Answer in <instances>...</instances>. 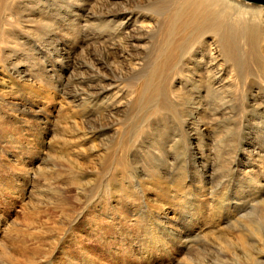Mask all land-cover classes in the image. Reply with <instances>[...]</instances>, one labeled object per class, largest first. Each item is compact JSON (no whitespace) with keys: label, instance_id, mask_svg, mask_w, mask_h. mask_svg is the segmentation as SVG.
Here are the masks:
<instances>
[{"label":"rangeland","instance_id":"obj_1","mask_svg":"<svg viewBox=\"0 0 264 264\" xmlns=\"http://www.w3.org/2000/svg\"><path fill=\"white\" fill-rule=\"evenodd\" d=\"M165 2L0 0V264H264V61L215 63L202 41L146 103ZM106 12L95 40L79 23ZM36 86L48 122L20 96ZM63 101L86 131L76 173L53 157Z\"/></svg>","mask_w":264,"mask_h":264},{"label":"bare ground","instance_id":"obj_2","mask_svg":"<svg viewBox=\"0 0 264 264\" xmlns=\"http://www.w3.org/2000/svg\"><path fill=\"white\" fill-rule=\"evenodd\" d=\"M168 2H165L164 10H169L168 13H166L167 18L165 20V25L161 29V31L165 32L166 40L165 42L157 46L156 49V59L155 61L151 62L152 65V71L150 74V79L148 78V85L147 89L145 88L143 96L138 97L141 98L146 103L148 102L149 96L158 95L161 92V86L159 85V79L163 75V71L166 70L167 67L170 68V65L176 61V59L181 55V53H184L186 55H193V51L199 50L198 47L195 44L202 43L204 46H202V49L207 47L205 50V54H203V58L209 57L210 61L216 62V59L213 58V52H218L219 54H222L227 61L232 62L233 64L242 63L245 61L244 53L248 48V50L252 51L250 54L255 57H260L262 60L260 62L264 61V5L258 6L257 5H248L245 3H242L238 0H165ZM246 1V0H245ZM172 2V3H171ZM6 3V2H5ZM171 3V4H170ZM252 3V2H251ZM3 4V3H2ZM1 4V5H2ZM170 4V5H169ZM255 4V3H253ZM166 5L168 7H166ZM7 6V5H6ZM166 7V8H165ZM163 8V7H162ZM106 13L101 14H94L92 15L93 18H87L85 21L79 23L80 25L84 24V28L86 30H89L90 33L95 35V40H104L105 38H109V18L107 19ZM109 16V15H108ZM77 19V16H76ZM80 19V18H79ZM82 21V20H81ZM90 21H93L92 23H89ZM152 21V19H151ZM157 26V25H156ZM121 28L123 31L127 30L125 28L124 23L120 22L117 24L116 29ZM157 28V27H156ZM79 30V29H78ZM76 31V30H75ZM160 31L161 35L163 36L162 32ZM88 32V31H86ZM117 32V31H116ZM118 32H121L119 30ZM91 34V35H92ZM83 35V34H82ZM81 35V36H82ZM211 37H210V36ZM210 37V42H206L207 37ZM113 37V36H112ZM114 38V37H113ZM159 38V37H158ZM91 39V38H90ZM163 40V37L160 38ZM93 40V39H92ZM108 40V39H107ZM106 40V41H107ZM121 41V40H120ZM104 42L102 41V44ZM131 44V43H130ZM201 46V44H200ZM155 48V47H154ZM194 49V50H193ZM208 49V50H207ZM243 49V50H241ZM199 53L200 50H199ZM110 54V53H109ZM216 54V53H215ZM111 56V55H110ZM60 55H58V58ZM107 58V57H106ZM183 58V56H182ZM181 58V59H182ZM217 58V57H216ZM108 59V58H107ZM180 60V59H179ZM183 60H185L183 58ZM218 60V59H217ZM178 61V60H177ZM209 61V62H210ZM226 61V62H227ZM57 62V61H56ZM257 62V61H255ZM213 64V63H211ZM175 65V64H174ZM180 65V63H179ZM218 65V64H217ZM95 67V66H94ZM173 67V66H172ZM233 67V65H232ZM175 68V66H174ZM214 68V67H213ZM94 69V68H93ZM171 69V68H170ZM212 69V68H211ZM221 69V68H220ZM182 70V69H181ZM208 70V69H207ZM170 71V70H169ZM217 71V70H216ZM170 73V72H169ZM167 73V74H169ZM183 73V72H181ZM217 73V72H216ZM184 74V73H183ZM206 74V73H205ZM222 75V74H221ZM183 76V75H182ZM209 76V75H207ZM218 76V75H217ZM220 76V74H219ZM165 77V75L163 76ZM166 78V77H165ZM212 78V77H211ZM214 78V77H213ZM96 79V78H95ZM98 79V78H97ZM210 79V78H209ZM208 79V81H209ZM99 80V79H98ZM164 80V79H163ZM218 80V79H217ZM147 81V80H146ZM211 81V80H210ZM161 82V81H160ZM94 83V82H92ZM162 84L164 82H161ZM145 85V84H144ZM165 85V83H164ZM167 85V84H166ZM165 85V87H166ZM138 86V85H137ZM14 87V86H13ZM144 87V86H143ZM146 87V86H145ZM142 88V87H141ZM167 88V87H166ZM169 88V87H168ZM41 88L36 86V89H28L25 93L21 94L23 98H25L26 101H29L30 98L35 99L36 97H40V100L44 101L43 104V111H45V122L49 121V117L46 116L49 110L45 107H48L50 103L54 100L55 94L52 93L50 96L48 91H52L51 89H46L43 91ZM144 89V88H143ZM139 90V89H138ZM17 92V91H16ZM137 92V91H136ZM142 90L140 91V94ZM56 93V92H55ZM81 93V92H80ZM173 92H171L172 94ZM45 94V95H43ZM165 94V93H164ZM170 94V93H169ZM76 95V94H75ZM81 95V94H80ZM163 95V94H162ZM172 97V96H170ZM28 98V99H27ZM63 98V97H62ZM93 98V97H92ZM168 98V97H166ZM39 99V98H38ZM151 99V98H150ZM140 100V99H137ZM89 100H87L88 102ZM165 101V100H164ZM32 102V101H29ZM64 105L61 104L62 110L67 108L69 104L65 101ZM94 101L90 100V103H93ZM58 103V102H57ZM60 103V102H59ZM173 103V101H172ZM23 104V103H22ZM164 104V103H163ZM169 104V103H167ZM158 106V105H156ZM168 106V105H167ZM174 106V105H172ZM81 107V106H80ZM108 107V106H107ZM70 109L72 107H69ZM68 108V109H69ZM105 108V107H103ZM167 108V107H165ZM68 109H65L67 112H65L66 115L61 116L59 113L56 119V122L61 125V131L58 132L57 138L60 140H63V148L62 150H56L55 153H53V157L56 158V161L63 162L62 164H70L68 167V173L70 171H73V173H76L81 169V166L78 164V154L75 155H68L67 148L69 144L74 145L75 143L80 144V140L86 136V131L83 127V121L76 115H72L71 111L69 112ZM82 109V108H81ZM107 109V108H106ZM158 109V108H157ZM27 110V109H26ZM61 110V111H62ZM72 110V109H71ZM75 110V108L73 109ZM72 110V111H73ZM80 110V109H79ZM161 110V108H160ZM162 110H164L162 108ZM59 111V110H58ZM107 111V110H106ZM167 111V109H166ZM29 111H27L28 113ZM98 112V111H97ZM96 112V113H97ZM156 113V112H155ZM154 113V114H155ZM30 114V113H29ZM85 114V113H84ZM158 114V111L157 113ZM166 114V113H165ZM31 115V114H30ZM83 115V114H82ZM164 115V114H163ZM38 116V115H37ZM52 116V115H51ZM54 116V115H53ZM165 117V116H164ZM30 118V117H29ZM42 119V118H41ZM60 119V120H59ZM85 119V118H84ZM163 119V118H162ZM43 122V120H42ZM197 124V123H196ZM172 125V124H171ZM196 126V125H195ZM86 129V128H85ZM55 133V131H54ZM52 134V133H50ZM150 134V133H149ZM155 135V134H154ZM53 136V135H52ZM92 136H90L91 138ZM53 138V137H52ZM89 138V137H88ZM89 138V139H90ZM188 138V137H187ZM16 142V139H13ZM51 140V139H50ZM86 141V140H85ZM181 141V140H180ZM61 144V145H62ZM163 144V143H162ZM60 145V144H59ZM76 145V144H75ZM173 145V144H172ZM219 145V144H218ZM71 146V145H70ZM79 146V145H77ZM155 146V145H154ZM162 146V145H161ZM50 147V146H49ZM54 147V146H53ZM52 147V149H53ZM157 147V146H156ZM56 148V147H55ZM54 148V149H55ZM79 148V147H78ZM61 149V148H60ZM164 149V148H163ZM38 150V149H37ZM50 150V149H49ZM78 150V149H77ZM129 150V149H128ZM2 151V150H1ZM51 151V150H50ZM131 151V150H130ZM169 151V150H168ZM181 151V150H180ZM36 152V151H35ZM40 152V151H39ZM123 152V151H122ZM185 152V151H184ZM77 153V152H76ZM132 153V152H131ZM154 153V152H153ZM67 154V155H66ZM98 154V153H97ZM46 155V154H45ZM52 155V154H51ZM66 155V156H65ZM121 155V154H120ZM127 155V154H126ZM125 155V156H126ZM167 155V154H166ZM111 156V155H110ZM52 157V158H53ZM123 157V156H122ZM104 158V157H103ZM43 159V158H42ZM106 159V158H104ZM127 159V157H126ZM129 159V158H128ZM120 160V159H119ZM162 160V159H161ZM45 161V160H44ZM121 161V160H120ZM176 161V160H175ZM234 161V160H233ZM49 162V161H48ZM47 162V163H48ZM124 162V161H123ZM126 162V161H125ZM162 162V161H161ZM166 162V161H165ZM168 162V161H167ZM155 165V164H154ZM164 165V164H163ZM30 166H34V164L27 165V168H21V171L24 172H31L32 169H28ZM262 166V165H261ZM39 166H37L36 171L42 169H38ZM232 168V167H231ZM117 169V168H116ZM150 169V168H149ZM35 170V169H33ZM114 170V169H113ZM262 170V169H261ZM84 171V170H83ZM234 171V170H233ZM46 172V171H45ZM126 172H128L126 170ZM39 173V172H37ZM120 173V172H118ZM34 174V173H33ZM114 174V173H113ZM152 174V173H151ZM47 175V174H46ZM88 175V174H87ZM109 175V174H108ZM112 175V174H111ZM154 175V173H153ZM156 175V174H155ZM162 175V174H161ZM160 175V176H161ZM92 176V175H91ZM152 176V175H151ZM159 176V174H158ZM134 177V176H133ZM156 177V176H155ZM53 180V179H52ZM93 180V179H92ZM124 180V179H123ZM149 180V179H148ZM252 180V179H251ZM125 181V180H124ZM157 181V180H156ZM254 181V180H253ZM259 181V180H258ZM121 182V181H120ZM154 182V181H153ZM167 182V181H166ZM212 183V182H211ZM162 184V183H160ZM165 184V183H164ZM82 185V184H80ZM150 185V184H149ZM156 185V184H155ZM91 186V185H90ZM142 186V185H141ZM160 186V185H159ZM73 187V186H72ZM163 187V186H162ZM182 187V186H181ZM67 188V187H66ZM125 188V187H124ZM148 188V187H147ZM170 188V187H169ZM179 187L174 188V192L180 190ZM261 188V187H260ZM173 189V188H172ZM164 190V189H162ZM122 191V189H121ZM153 191V190H152ZM170 191V190H169ZM83 192V191H82ZM164 192V191H163ZM162 194V193H159ZM180 193H178L179 195ZM222 194V193H221ZM158 195V194H157ZM169 195V194H168ZM172 195V194H171ZM181 201H184L186 196L185 194H182ZM160 197V196H159ZM158 198V197H157ZM162 199V198H161ZM164 199V198H163ZM174 197L171 198L173 200L172 205H174ZM217 199V198H216ZM256 199V198H255ZM259 199V198H258ZM179 200V199H178ZM219 200V199H218ZM257 200V199H256ZM155 201V200H154ZM216 201V200H215ZM261 202V201H260ZM163 202H161L162 204ZM156 206L161 204L158 203V200H156ZM256 204V203H255ZM168 205V204H167ZM162 208V207H161ZM216 208V207H215ZM164 209V208H162ZM161 209V210H162ZM252 210V209H251ZM217 211V210H216ZM258 211V210H257ZM256 211V212H257ZM254 211V213H256ZM260 212V211H259ZM257 212V213H259ZM176 213V212H175ZM262 213V212H261ZM171 215V214H170ZM232 215V214H231ZM245 216V215H244ZM238 217V216H237ZM174 217H172L173 219ZM244 218V217H243ZM264 221V217L262 218ZM235 220V218H234ZM172 221V220H171ZM236 221V220H235ZM242 221V220H241ZM220 222V221H219ZM220 225V224H219ZM247 229V228H246ZM253 229V228H252ZM255 229V228H254ZM250 230V229H249ZM250 236V235H249ZM246 237V236H245ZM218 239V238H217ZM220 239V238H219ZM254 239V238H253ZM246 240V239H244ZM242 238L239 240V245H242ZM262 242V241H261ZM215 243V242H214ZM231 243V242H230ZM238 243V242H237ZM247 243V242H245ZM243 241V245L245 244ZM260 243V241H259ZM217 244V243H216ZM232 244V243H231ZM25 245V244H24ZM214 245V244H213ZM246 245V244H245ZM261 245V243H260ZM263 246V245H262ZM250 247V246H249ZM247 247V248H249ZM217 248V247H216ZM245 248V247H244ZM218 249L222 250L221 247ZM228 249V247H227ZM237 249V248H236ZM239 249V248H238ZM250 249V248H249ZM259 249V248H258ZM247 250V249H246ZM250 251V250H249ZM261 251V250H260ZM226 252V251H225ZM229 252V251H227ZM233 253V252H232ZM237 253V252H236ZM250 253V252H249ZM226 254V253H225ZM241 254V253H240ZM248 254V253H247ZM217 255V253H216ZM228 255V254H227ZM231 255V253H230ZM246 255V254H245ZM250 255V254H249ZM259 255V254H258ZM239 256V255H238ZM237 256V257H238ZM240 257V256H239ZM247 257V256H246ZM249 257H252L251 255ZM241 258V257H240ZM232 259V257H230ZM239 259V258H238ZM251 259V258H250ZM253 259V258H252ZM227 260V259H226ZM255 260V259H254ZM16 261V260H14ZM224 261V259H223ZM241 261V259H240ZM246 261V260H245ZM250 261V260H249ZM218 263V261H215ZM221 262V261H220ZM247 262V261H246ZM252 262V261H250ZM249 262V263H250ZM233 263V262H232ZM236 263V262H235ZM12 264V263H11ZM214 264V263H213Z\"/></svg>","mask_w":264,"mask_h":264},{"label":"water","instance_id":"obj_3","mask_svg":"<svg viewBox=\"0 0 264 264\" xmlns=\"http://www.w3.org/2000/svg\"><path fill=\"white\" fill-rule=\"evenodd\" d=\"M246 1L252 2V3H255V4L264 5V0H246Z\"/></svg>","mask_w":264,"mask_h":264}]
</instances>
